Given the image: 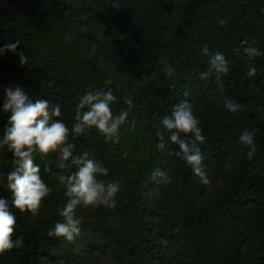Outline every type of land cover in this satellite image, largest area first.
Wrapping results in <instances>:
<instances>
[{"label": "trees", "instance_id": "1", "mask_svg": "<svg viewBox=\"0 0 264 264\" xmlns=\"http://www.w3.org/2000/svg\"><path fill=\"white\" fill-rule=\"evenodd\" d=\"M220 18L227 23L220 26ZM16 40L28 63L21 66L16 53L0 55V139L8 127L7 86L23 88L33 102H58L74 155L89 152L108 169L99 179L121 181V190L114 210L77 209L81 230L73 241L49 237L63 219L66 189L58 153L34 155L53 191L35 217L13 210L14 239L22 236L24 246L0 256V264H264V55L252 61L257 74L250 78L244 54L248 46L264 52V0H0V48ZM205 44L229 63L222 93L214 78L200 79L209 67ZM109 88L114 116L128 110L129 96L134 104L120 142L106 143L96 129L74 136L80 99ZM185 92L205 137L208 185L156 147L162 118ZM226 99L242 110L229 112ZM245 130L254 135L251 158L240 142ZM167 135L168 149L178 151ZM11 159L0 149V175ZM157 168L170 183L153 179ZM9 195L0 186V196Z\"/></svg>", "mask_w": 264, "mask_h": 264}, {"label": "clouds", "instance_id": "2", "mask_svg": "<svg viewBox=\"0 0 264 264\" xmlns=\"http://www.w3.org/2000/svg\"><path fill=\"white\" fill-rule=\"evenodd\" d=\"M223 26L227 21L220 18L216 21ZM246 43V42H245ZM20 41L5 44L0 48V55L6 52L16 53L19 56L21 66L28 63V58L23 51L17 52ZM201 54L208 57V69L200 74L201 80L214 78L221 93L224 90L222 77L229 73V63L223 53L210 52L205 44ZM247 76L255 77L257 69L252 62L258 56L264 55L255 47H245ZM164 72L171 77L174 69L167 63ZM3 98L2 111L9 114L8 127H6L0 149H6L11 154V170L6 175H0V186L10 195L0 196V256L13 249L24 246L23 237L14 239L16 235L17 216L13 210L21 214L30 213L32 217L39 214L44 201L52 193L41 177V167L34 162V155L45 159L52 153H58L56 167L60 169L58 181L66 189L67 203L59 212L63 218L57 221L47 231L49 237L63 238L73 241L80 233L81 220L77 218L78 208L96 210L104 207L114 210L117 206V194L121 190V181L105 182L99 177H107L108 169L98 161L91 158L87 151L74 155V145L69 142V128L61 119V107L57 102L51 104L48 100L37 99L33 102L23 88L7 87ZM188 92L184 93L185 99L177 102L170 115L161 120L162 130L157 132L159 143L157 149L169 156L175 155L191 168L193 174L204 185L210 183L207 173L204 171V155L200 145L205 143V137L199 126L200 121L194 114L193 106L188 102ZM117 97L112 89L89 90L81 99L75 110L76 123L71 132L74 136H81L92 129H96L105 142L118 144L120 142V128L128 122L129 110L134 107L132 97L129 96L125 103L128 110H121L118 115H113L112 105ZM225 107L231 113L242 110V105L231 99L225 100ZM86 109V110H85ZM136 121L133 118L129 122V131L134 132ZM178 146V151L168 149L165 140ZM240 142L251 148L249 157L255 152L254 135L245 130L240 136ZM75 169V170H73ZM49 172V168L44 169ZM153 179L159 184H168L171 177L157 168L152 173Z\"/></svg>", "mask_w": 264, "mask_h": 264}, {"label": "rangeland", "instance_id": "3", "mask_svg": "<svg viewBox=\"0 0 264 264\" xmlns=\"http://www.w3.org/2000/svg\"><path fill=\"white\" fill-rule=\"evenodd\" d=\"M7 87H10V85H9V86H7ZM7 87H6V88H7ZM98 264H99V263H98ZM103 264H108V263H103Z\"/></svg>", "mask_w": 264, "mask_h": 264}]
</instances>
